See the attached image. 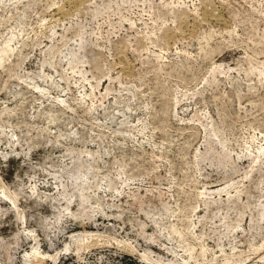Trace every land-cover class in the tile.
Wrapping results in <instances>:
<instances>
[{"label":"rangeland","instance_id":"374dc122","mask_svg":"<svg viewBox=\"0 0 264 264\" xmlns=\"http://www.w3.org/2000/svg\"><path fill=\"white\" fill-rule=\"evenodd\" d=\"M160 263L264 264V0H0V264Z\"/></svg>","mask_w":264,"mask_h":264},{"label":"bare ground","instance_id":"6f19581e","mask_svg":"<svg viewBox=\"0 0 264 264\" xmlns=\"http://www.w3.org/2000/svg\"><path fill=\"white\" fill-rule=\"evenodd\" d=\"M34 251H35V250H34ZM35 252L37 253V252H39V251H38V250H36ZM36 253H35V254H36ZM29 254L31 255V253H30V252H28V255H29ZM33 254H34V253H33ZM39 254H41V253L39 252ZM160 264H161V263H160Z\"/></svg>","mask_w":264,"mask_h":264}]
</instances>
